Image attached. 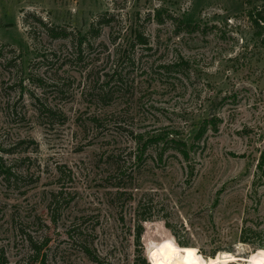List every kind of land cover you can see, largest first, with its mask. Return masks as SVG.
<instances>
[{
    "label": "rangeland",
    "instance_id": "rangeland-1",
    "mask_svg": "<svg viewBox=\"0 0 264 264\" xmlns=\"http://www.w3.org/2000/svg\"><path fill=\"white\" fill-rule=\"evenodd\" d=\"M244 13L243 0H0V264H150L151 249L153 264L181 249L205 264L264 250L239 241L245 226L264 231V48ZM105 14L114 34L151 15L149 50L131 54L127 93L110 105L87 94L113 68L110 30L77 46ZM112 154L132 164L131 196L115 204ZM140 212L151 217L137 239Z\"/></svg>",
    "mask_w": 264,
    "mask_h": 264
},
{
    "label": "trees",
    "instance_id": "trees-1",
    "mask_svg": "<svg viewBox=\"0 0 264 264\" xmlns=\"http://www.w3.org/2000/svg\"><path fill=\"white\" fill-rule=\"evenodd\" d=\"M244 4V11L245 17L249 23V27L251 29V36L255 43H259L264 48V0H243ZM159 13L158 10H156ZM150 14L140 16L139 14L130 15L128 21L126 22L125 26L119 29L116 34H114L112 29V23L114 21V15H103L98 18V20L91 25L90 30L86 36H82L77 42V46L79 51L81 52V46L83 43L88 41V37L90 34H94L93 39L99 37L100 31L102 28H108L110 30L109 33V44L113 46V53L111 54L112 58L114 59V65L110 72H107L103 75V80L100 81V78L96 76L94 79L93 86H91L90 90L87 91L90 101H95L97 104L103 105H110L113 96L121 92V95L127 93V88H123V81L124 77H126L124 71L126 66L132 65L133 58L131 54H134L135 49H143L149 50L148 47L150 45V41L148 36L145 33L146 24L150 21ZM103 46V44H100ZM110 57V56H109ZM185 62L182 60L180 61V65H184ZM120 95V93H119ZM211 105V102H210ZM215 116L214 114L212 117ZM114 117V115H113ZM116 117V116H115ZM106 117L94 118V124L99 128L102 127L103 119ZM116 119H118L116 117ZM212 123L216 120L215 118H211ZM112 125L116 132L122 133L124 129L121 127V124L118 122H114ZM181 156L185 159L187 158V152L182 149L179 150ZM140 155H137L136 162L133 163L135 166H140L143 162L142 153L143 150L139 151ZM1 161V160H0ZM105 163L107 164L108 170L106 176L103 178L105 182L110 183L111 189L114 190L113 193H110L109 196L111 201L115 204V202L122 201L123 198L127 196H131V188L128 185L123 184L124 181L127 179H131L132 175V164H130V160L128 162L123 161L121 156H107ZM3 167L0 162V168ZM264 159H262L258 163V168L262 171V177H264ZM7 173V172H5ZM5 181H9L10 175L3 176ZM61 195V193H60ZM58 195L53 196L50 207L52 209H57L59 206L58 202ZM117 207V206H116ZM123 211V210H122ZM141 216L138 220L140 223L138 224V229L136 232V238L139 239L143 230L141 228V222L150 219L149 214H145L144 212H140ZM137 221V222H138ZM76 231V232H75ZM75 234V241L79 244L80 252L83 253L88 257V259L93 263H99L100 259L92 254V242L87 240L86 236L82 234L81 229H76L73 231ZM264 231L262 230L261 226L254 225V226H245L242 228L240 232L239 241L243 244L250 245L255 248H262L264 249ZM181 246H172L175 249L177 248H184L186 245L179 243ZM220 254V253H219ZM217 256L211 255L209 258H204L207 260H215ZM150 264H153L156 260V255L154 251H151L148 254ZM198 259L197 262H199ZM42 264H45L44 261ZM138 264V263H137ZM140 264H145V261H141Z\"/></svg>",
    "mask_w": 264,
    "mask_h": 264
},
{
    "label": "bare ground",
    "instance_id": "bare-ground-1",
    "mask_svg": "<svg viewBox=\"0 0 264 264\" xmlns=\"http://www.w3.org/2000/svg\"><path fill=\"white\" fill-rule=\"evenodd\" d=\"M176 260L167 259L161 264H190L191 255L187 250L181 249ZM241 254H232L229 252H221L215 260L207 261V264H229L233 262H243V264H264V250L258 251L256 254L248 256L246 259L239 257Z\"/></svg>",
    "mask_w": 264,
    "mask_h": 264
},
{
    "label": "clouds",
    "instance_id": "clouds-1",
    "mask_svg": "<svg viewBox=\"0 0 264 264\" xmlns=\"http://www.w3.org/2000/svg\"><path fill=\"white\" fill-rule=\"evenodd\" d=\"M205 264H207V260L205 259Z\"/></svg>",
    "mask_w": 264,
    "mask_h": 264
}]
</instances>
